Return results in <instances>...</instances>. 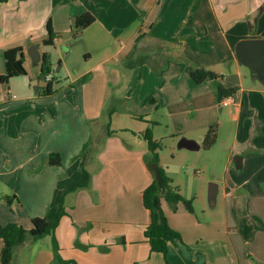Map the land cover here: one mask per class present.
Listing matches in <instances>:
<instances>
[{"label": "crops", "instance_id": "1", "mask_svg": "<svg viewBox=\"0 0 264 264\" xmlns=\"http://www.w3.org/2000/svg\"><path fill=\"white\" fill-rule=\"evenodd\" d=\"M38 7L35 0L0 2V75L6 48L25 41L40 48L48 18L62 33L71 18L88 11L100 24L98 36L107 35L111 48L103 46L106 56L78 76L76 84L71 81L50 95L0 82L5 86L0 88V224L16 222L30 229L34 216L53 218L64 187L81 178L75 157L86 143V151L99 152L95 161L88 157V186L64 196L68 215L55 230L61 257L78 264H264V80L251 69L250 77H243L234 49L241 39L264 38V0H41V14ZM33 21L41 23L38 40ZM133 55H144L145 61L132 66L130 74L123 72V108L109 110L114 132L108 135L98 119L104 114L109 79L118 72L104 64L110 59L126 63ZM190 66L208 68L226 88L236 89L227 104L236 129L223 162L221 215L212 211L202 217L193 207L178 203L173 209L162 200L169 225L181 236L168 244L164 258L150 250L144 236L149 211L142 191L153 173L144 160L148 150L141 133L148 128L159 141L164 130L178 140H195L200 149L206 127L213 119L219 125V116H213L220 106L215 82H194ZM120 115L129 123L119 124ZM97 121L102 129L93 134ZM51 152L59 153L61 164H46ZM234 155L241 156L239 168ZM175 157L159 156L172 184L176 162L182 167L191 158ZM216 179L215 200L208 201L212 209L220 194ZM13 194L18 200L9 206L4 198ZM51 248L50 235L18 244L10 264H54ZM21 252L26 259H13Z\"/></svg>", "mask_w": 264, "mask_h": 264}, {"label": "rangeland", "instance_id": "2", "mask_svg": "<svg viewBox=\"0 0 264 264\" xmlns=\"http://www.w3.org/2000/svg\"><path fill=\"white\" fill-rule=\"evenodd\" d=\"M34 5V4H33ZM35 5L40 6L39 11L41 14V0H35ZM88 12V11H85ZM84 13V12H83ZM82 13V14H83ZM81 15V14H79ZM41 19V17H40ZM72 20V18H71ZM33 27H35V31L39 32L36 33L34 39L38 40V38H41V23H37L33 21ZM73 23V22H72ZM72 23H70V27L64 30L62 33L57 32V39L55 40L53 45H43L40 43L39 52L45 51L49 54V77L52 82L53 88H59L65 85H68L71 81H73L74 84H76V78L80 76L81 74L87 72V70L91 69L92 66L100 60V58L106 56L105 51H102L103 46L104 49L108 50V48H111V40L105 39L107 35L102 34L104 36L103 38H100L101 36H98V32L101 29L99 23H94V21L88 25L87 27L83 29H76L74 26H72ZM72 26V28H71ZM55 31V30H54ZM34 40V41H36ZM104 41L103 44L101 42ZM28 41H25L22 43L23 47L27 48L33 44H28ZM25 49V55H24V67L27 71L25 75L15 76L9 79V83H7V88L17 89V90H28V92L35 93L36 91V85H38V88L40 91L45 87V80L40 79V82L37 84V79L39 76L40 67L39 64H34L30 57L27 55ZM89 54L90 58H87L86 54ZM143 54V53H142ZM88 56V57H89ZM139 56L144 58V55H133L131 58L127 59L128 62H136V60H139ZM136 58V60H135ZM104 65L114 68L116 72H118V76L114 77L111 75L109 79V84L107 85V97L105 98V102L103 104L104 110H103V116H101L98 121L101 120V125L103 124L105 128L108 124H110V120L112 119V115L109 113V110L112 107H115L119 109V106L121 105L120 96L122 95V76L125 77L123 72L126 74H130L132 67L127 68V64L116 62L114 59H110L107 61ZM242 74L243 77H250L249 75V67L242 65ZM252 73V72H251ZM127 78V77H126ZM247 83V81L245 82ZM10 85V86H9ZM5 88L4 85H1L0 88ZM6 88V90H7ZM151 95L147 96L145 101H149V98ZM218 104V103H217ZM123 106L121 105V109ZM220 106H216L215 110L213 111V116L218 115L219 116V125L217 120L213 119L211 121V124H217L218 126V136L217 141L215 145L209 149L206 150L202 142L201 148L199 150H186V149H179L177 147V140L175 137H172L170 135H165V131H163V136L159 139L160 148L157 149L158 156H163L164 158L170 160L172 157L176 155L180 156L183 154L190 155L191 158L187 159V161L182 162L181 165H179L176 162V167L174 168V171L176 172L175 177V184H172L173 186L177 187L179 192L181 194L187 193L189 198H191V204L193 209L197 211V214L200 216H206L212 211H215V213L221 215L218 211L221 210V201H222V168H223V162L224 158L228 153L229 145L231 144L232 138L234 136V131L236 129L235 122L231 120L230 114L228 111L232 108V105H226L222 107V112H219ZM209 111H205L202 113L205 117V120L209 117ZM120 113V112H119ZM201 114V115H202ZM123 115L119 116V120L123 124V121L126 122V124L129 123L128 118L126 117L125 120H123ZM115 118V116L113 117ZM118 120V121H119ZM98 121L92 125V131L93 134L102 128L98 125ZM114 121H117V118L114 119ZM209 126L206 127L205 132L207 131ZM203 129H201L202 131ZM87 146V145H86ZM85 148L83 152H79L78 155L75 158H83L84 160V168L88 171L87 164L89 163V158L92 157V160L95 161L96 155L99 152L94 151L93 153H89ZM82 150V149H81ZM147 155V153L145 154ZM235 156V155H234ZM89 157V158H88ZM175 157V158H176ZM75 158L71 159L72 161L75 160ZM80 160L78 162V167L80 170ZM96 163V162H94ZM210 170H213L215 172V175L210 174ZM188 175H191L188 177ZM216 176L219 178V184H220V194L217 197L216 205L212 209L209 206V202L207 199L208 196V189L210 183L217 184ZM64 190V189H63ZM6 205V204H5ZM49 207V204H47L46 208ZM202 210H205V213H201ZM48 211V209H47ZM46 211V213H47ZM45 213V214H46ZM88 223L85 224V227H87ZM84 227V228H85ZM25 228V227H24ZM30 246V244H29ZM28 246V247H29ZM51 253L53 254V249L51 248ZM13 259H26L23 258L22 252L18 253L16 255H13Z\"/></svg>", "mask_w": 264, "mask_h": 264}, {"label": "trees", "instance_id": "3", "mask_svg": "<svg viewBox=\"0 0 264 264\" xmlns=\"http://www.w3.org/2000/svg\"><path fill=\"white\" fill-rule=\"evenodd\" d=\"M6 0H0L4 2ZM95 20L94 16L89 12H84L81 15L72 18L71 23L76 29L80 30L90 25ZM71 26V28H72ZM46 37L42 39L41 44L53 45V40L57 37L56 31L52 27L51 18H48L45 24ZM142 33L137 37L136 41L142 37ZM4 58V73L0 75L1 83H8L9 79L15 76L25 75L27 73L24 67V54L23 47L21 45L12 46L6 48L3 52ZM136 60V58H135ZM145 61V57L139 56V60L136 62H128V66L132 67L139 65ZM39 77L44 79L49 74V54L47 52L42 53V59L39 62ZM190 78L196 82L201 83L206 80H213L216 85V99L219 102L222 98L232 96L236 91L235 88H226L220 81L221 76L214 71L199 66H190L188 69ZM82 80L86 79V76L81 77ZM42 95H50L55 92L51 80L45 83V87L40 91ZM39 92V94H40ZM150 98V97H149ZM107 127V134L110 135L114 131ZM216 124H211L205 132L202 140L204 148L211 147L216 140L217 130ZM142 137L147 142V155L144 156L145 163L155 162L158 164L159 173L161 177V185L157 184L153 173V179L149 185H147L142 191V203L143 206L149 211V222L145 226L144 236L149 243L150 250L152 252H159L166 258L168 244L174 241H180V233L173 229L166 216L163 213L161 202L165 200L170 206L175 209L178 203H183L188 210H192L191 199L185 198L178 190L177 187L172 185L171 178L166 174L164 168L159 165V156L157 149L160 148L158 140L153 139L151 130L146 128L142 133ZM86 148V143L83 145L81 152ZM47 165H59L61 164V157L57 152L49 153L46 161ZM80 172L81 178L72 184L64 187L63 193L58 203V210L56 215L48 219L44 216H34L31 218V228L26 229L21 224L16 222H8L6 224H0V264H10L13 254V249L16 245L36 240L44 235H50L51 244L53 249V262L54 264H78L73 259H64L60 255V246L55 236V230L60 222V219L64 215H68L64 207V196L67 193L77 191L78 189L86 188L90 182V174L84 168V160H80ZM7 205L11 206L12 202L18 200V197L13 194L10 197L4 198ZM89 226V223L87 227ZM77 245L85 249L88 245Z\"/></svg>", "mask_w": 264, "mask_h": 264}, {"label": "water", "instance_id": "4", "mask_svg": "<svg viewBox=\"0 0 264 264\" xmlns=\"http://www.w3.org/2000/svg\"><path fill=\"white\" fill-rule=\"evenodd\" d=\"M235 54L239 63L249 67L255 75L264 80V38H246L241 39L235 44ZM27 55L30 57L34 64H38L42 59V54L39 52V43L31 44L27 50ZM40 82V77L38 76L37 84ZM36 91L38 90V85H36ZM178 148H187L189 150H197L200 145L193 139H187L182 137L177 142ZM235 167L239 168L241 166V156L235 155L234 157ZM147 168L154 173L155 179L158 185H161V177L159 173L158 164L155 162L147 163ZM217 193V184L210 183L208 189L207 199L209 202L215 200Z\"/></svg>", "mask_w": 264, "mask_h": 264}, {"label": "built area", "instance_id": "5", "mask_svg": "<svg viewBox=\"0 0 264 264\" xmlns=\"http://www.w3.org/2000/svg\"><path fill=\"white\" fill-rule=\"evenodd\" d=\"M50 80L49 74L46 75L45 77V82H48ZM230 102V98L229 97H224L222 98L218 103L220 106H225Z\"/></svg>", "mask_w": 264, "mask_h": 264}]
</instances>
